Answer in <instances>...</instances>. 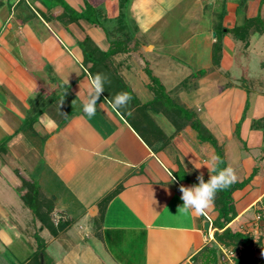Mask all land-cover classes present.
Here are the masks:
<instances>
[{
	"label": "crops",
	"instance_id": "0c3cea01",
	"mask_svg": "<svg viewBox=\"0 0 264 264\" xmlns=\"http://www.w3.org/2000/svg\"><path fill=\"white\" fill-rule=\"evenodd\" d=\"M18 1L0 5V264H33L38 245L41 264H200L205 248L221 255L214 206L207 215L178 212L180 187L212 176L205 134L235 183L247 180L231 193L226 227L245 233L258 216L251 256L260 261L264 0H127L132 40L98 72L106 79L91 118L79 43L105 52L109 42L84 20L62 25L37 0ZM83 1L115 33L118 0H62L76 12ZM112 75L133 95L126 107H113L122 92ZM22 182L36 187L41 219L22 202Z\"/></svg>",
	"mask_w": 264,
	"mask_h": 264
},
{
	"label": "trees",
	"instance_id": "16d2710c",
	"mask_svg": "<svg viewBox=\"0 0 264 264\" xmlns=\"http://www.w3.org/2000/svg\"><path fill=\"white\" fill-rule=\"evenodd\" d=\"M3 0H0V5ZM40 2L44 8L46 9V19H55L57 22L62 23V25H65L70 22H75L78 19L84 20L89 25L95 26L97 28H100L103 35L105 36L106 40L109 42V46L105 52L98 51L96 49L88 50L86 48V44L88 43V40H84L83 42L79 43L82 57H83V64H89V75L93 79L99 71L104 70L108 71V68L105 67V59L114 54L117 51L124 50L125 48L123 43L129 42L132 40L131 33L126 27V24L124 22V14H123V7L125 6L127 0H118V7L119 12L118 16L115 20V28L114 32H110L107 30L106 27L102 26V23L100 21V18L95 11V9L90 6L88 3L83 1V7L80 9L79 12H76L72 9H70L62 0H37ZM18 5H25L24 0H19ZM59 7L60 10L58 11V14L54 15L52 10L54 8ZM117 32V34H116ZM118 32H120V35H118ZM103 68V69H102ZM148 73V76L152 82V87L150 88L155 92V94H161L162 95V89L158 82L150 76L149 71L146 70ZM112 78L114 82L116 83L117 87L121 89V92H127L130 94L131 99H133V95L123 86V84L120 83V81L112 75ZM156 88V89H155ZM184 115L187 116V113L184 112ZM191 127L196 129L198 132V135L202 136L200 131L202 132L203 129L200 126V124L197 121H193L190 124ZM203 137V136H202ZM204 140L208 141L214 149V157L219 158V163L215 167L212 165L211 174L216 175L219 170L224 168V161L222 157L221 151L215 146L212 138L205 134ZM247 180L241 181L239 183H233L230 187L217 191L214 199V209L216 211V216L212 222V225L216 229L213 232V240L218 245L230 248L232 250H236L240 246L239 255L236 259L237 264H253L254 259L251 256V249L253 246V241L250 235L245 233H239L235 231H231L226 227V225L233 219L234 213L232 210V199H231V193L241 188L245 185ZM22 192L20 193V198L22 202L30 208L33 212H35L36 216L41 219L42 216H39L38 209L35 205L37 202V196L38 191L36 187L33 184H25V182H22ZM261 204L264 205V196L261 199ZM48 208V207H47ZM49 208L46 209V219L47 215L49 213ZM217 230H221L220 232H217ZM54 233V231H53ZM259 241V238L256 240V242ZM41 245L37 246V249L31 254L30 260L33 261V264H39V254L42 252ZM202 262L200 264H217L219 261V258H221V255H217L214 248H205L202 251ZM258 264H264V256L261 258L260 261H258Z\"/></svg>",
	"mask_w": 264,
	"mask_h": 264
},
{
	"label": "clouds",
	"instance_id": "9594fccd",
	"mask_svg": "<svg viewBox=\"0 0 264 264\" xmlns=\"http://www.w3.org/2000/svg\"><path fill=\"white\" fill-rule=\"evenodd\" d=\"M105 77L97 74L91 81L88 91V99L83 104V112L91 118L96 114L97 100L104 91L103 84ZM131 100L127 92L118 93L114 98L113 107L120 109L126 107ZM218 157H212L210 163L215 167L219 163ZM199 183L192 187H180L183 205L178 212L182 215H207L213 210L214 199L217 191L230 187L237 181V175L232 167L223 168L216 175L210 176L205 182L203 176L198 177Z\"/></svg>",
	"mask_w": 264,
	"mask_h": 264
},
{
	"label": "built area",
	"instance_id": "2783aa9c",
	"mask_svg": "<svg viewBox=\"0 0 264 264\" xmlns=\"http://www.w3.org/2000/svg\"><path fill=\"white\" fill-rule=\"evenodd\" d=\"M258 222H259V217L256 216L253 222L248 227V229L245 231V234H248L251 236L254 244L256 243V240L259 236ZM218 250L222 256V264H237L236 259L239 255L240 246L236 250H232L224 246H219ZM253 264H258V262H255Z\"/></svg>",
	"mask_w": 264,
	"mask_h": 264
},
{
	"label": "rangeland",
	"instance_id": "374dc122",
	"mask_svg": "<svg viewBox=\"0 0 264 264\" xmlns=\"http://www.w3.org/2000/svg\"><path fill=\"white\" fill-rule=\"evenodd\" d=\"M211 36H212V34H211ZM255 245H256V248H255V250H256V252H253L252 253V255L254 256L255 254L254 253H256L257 254V252L259 251L258 249L260 248V241L259 242H256L255 243ZM254 246V245H253ZM252 246V249L251 250H253L254 249V247ZM259 256V255H258ZM255 258H261V257H255ZM255 260V262H257L258 260L257 259H254Z\"/></svg>",
	"mask_w": 264,
	"mask_h": 264
},
{
	"label": "water",
	"instance_id": "95a60500",
	"mask_svg": "<svg viewBox=\"0 0 264 264\" xmlns=\"http://www.w3.org/2000/svg\"><path fill=\"white\" fill-rule=\"evenodd\" d=\"M214 34L212 33V36H213ZM204 228L206 229L207 228V223H205L204 224ZM39 260H40V264H41V260H42V256L39 254Z\"/></svg>",
	"mask_w": 264,
	"mask_h": 264
}]
</instances>
